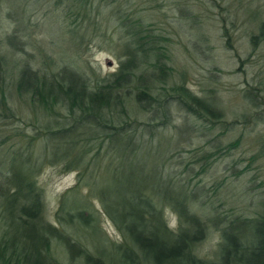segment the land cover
<instances>
[{
    "label": "trees",
    "instance_id": "1",
    "mask_svg": "<svg viewBox=\"0 0 264 264\" xmlns=\"http://www.w3.org/2000/svg\"><path fill=\"white\" fill-rule=\"evenodd\" d=\"M61 1L65 23H89L121 61L116 72L96 83L56 62L49 72L30 62L19 65L16 95L26 97L46 122L38 128L36 140L8 154L7 167L0 172V264H63L54 254L57 245L66 248L70 264H264L262 207L256 217L214 209L204 217L192 210L199 209L201 196L192 183L164 170L181 141L197 134L185 120L175 128V138L165 141L174 111L206 121L208 132L216 124L224 132L229 124L216 101L176 81L169 65L170 39L156 18L163 1ZM12 9L3 14L15 24L6 43L22 53L19 34L29 26L19 18L18 5ZM178 12L185 13L181 7ZM92 15L95 19L90 22ZM103 26L115 28L116 41L102 32ZM76 37L72 35L73 42ZM263 40L261 25L259 34L252 36L253 47ZM7 75L1 57L0 110L10 107L13 99ZM246 91L245 98L258 109V97ZM7 111L9 117L11 109V114ZM257 116L262 119L260 113ZM40 147L43 153L37 154ZM160 150L162 161L156 168ZM46 166L77 173L76 185L61 198L55 222L48 218L45 193L38 183ZM83 189L88 194L76 199ZM92 199L102 206L121 241L108 244ZM165 208L176 215L175 227L170 226ZM76 227L91 233L95 251L73 235ZM213 231L220 239L213 255L205 257L201 246Z\"/></svg>",
    "mask_w": 264,
    "mask_h": 264
},
{
    "label": "rangeland",
    "instance_id": "2",
    "mask_svg": "<svg viewBox=\"0 0 264 264\" xmlns=\"http://www.w3.org/2000/svg\"><path fill=\"white\" fill-rule=\"evenodd\" d=\"M22 1L0 0V58L6 61L8 94L13 98L10 107L0 110L2 174L7 167L8 154L18 152L26 142L36 140L38 128L46 122L41 114L31 109L26 97L16 95L14 85L21 62L38 65L39 70L47 72L54 69L53 62H56L96 83L116 72L121 61L104 42L102 34L94 32L89 23H65L61 0ZM161 1L162 12L156 14V18L158 26L167 30L170 39L169 65L176 81L184 83L195 94L216 101L225 115L224 121L229 124L225 125L224 132L219 130L221 125L218 124L208 132L206 121L174 111L164 140L168 142L175 138V128L183 125L185 120L195 127L197 134L181 141L164 170L170 169L178 179L192 183V189L201 195L199 209L192 207L193 212L208 217L214 209L216 213L256 217L261 207L264 210V40L259 42L258 48L253 47L251 40L253 35L259 34L261 25L264 29V0ZM13 5H18L19 18L26 19L29 26L19 34L22 53L6 43V35L14 33L15 24L3 14L12 11ZM177 7L178 10L183 8L185 13H179ZM93 19L95 15L91 16L90 22ZM102 32L110 41L117 40L113 26H103ZM72 35L77 36L75 42ZM27 41L30 46L25 45ZM246 90L258 97V109L245 98ZM6 111L11 114L9 117ZM257 113L262 119H257ZM243 117H247V122ZM202 129L208 133L204 135ZM236 142V148H230ZM40 150L41 147L35 149L37 154L38 151L43 153ZM158 154L156 168L161 164L162 150ZM62 169V166H46L38 176V183L45 193L48 218L52 222L56 221L62 196L77 183L76 172L63 173ZM86 194L88 190L83 189L76 199ZM92 201L98 211L99 226L109 239L108 244L121 241V234L105 216L102 206L94 199ZM164 212L170 226L175 227L176 215L169 208ZM73 235L87 249L95 251L94 237L86 228L76 227ZM219 239L217 232H211L201 246V254L211 257ZM54 254L63 264H70L69 253L62 245L54 246Z\"/></svg>",
    "mask_w": 264,
    "mask_h": 264
}]
</instances>
